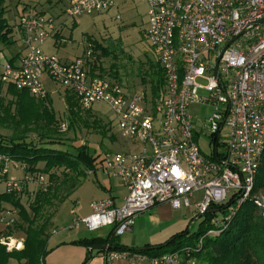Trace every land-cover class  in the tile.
<instances>
[{
	"label": "built area",
	"instance_id": "1",
	"mask_svg": "<svg viewBox=\"0 0 264 264\" xmlns=\"http://www.w3.org/2000/svg\"><path fill=\"white\" fill-rule=\"evenodd\" d=\"M143 1L147 4L146 38L162 71L157 96L151 87L136 90L91 76L96 62L91 45L74 60L46 53L44 46L59 31L51 13H24L12 27L21 51L18 62L3 66L2 83L45 100L49 81L73 94L83 111L104 103L120 137L131 145L102 155L96 167L122 181L127 191L122 205L116 206L111 199L91 202L90 215L76 216L71 228L83 224L92 232L113 226L118 237L132 229L139 214L163 203L176 210L193 206L198 218L210 208L231 202L229 221L242 204L251 201L264 219V201L254 196L264 151V0ZM54 6L73 19L107 13L116 7V0H56ZM194 104L214 107L206 123L190 115L188 109ZM61 129H67L64 123ZM201 134L210 140L208 156L201 154L196 142ZM12 168H18L17 164L0 154L4 193L20 195L30 182L43 180L40 174L30 173L21 179L9 177ZM20 169L25 172L24 165ZM195 195L200 198L194 200ZM212 224L222 225L218 219ZM0 244L7 251L23 248V240L12 237H0ZM103 259L106 264L118 259L129 264L192 261H185L179 252L148 257L112 251Z\"/></svg>",
	"mask_w": 264,
	"mask_h": 264
},
{
	"label": "rangeland",
	"instance_id": "2",
	"mask_svg": "<svg viewBox=\"0 0 264 264\" xmlns=\"http://www.w3.org/2000/svg\"><path fill=\"white\" fill-rule=\"evenodd\" d=\"M52 3L53 0H51L49 5H52ZM38 4H40V6L47 5L45 2L39 0H4L2 4L5 10L3 18L7 21L9 26H12L20 15L32 10H30V7H38L37 9H39ZM51 15L56 19L59 31L58 34L53 39H50L44 46L46 53L54 54L63 61L74 60L80 57L88 46L91 45L96 62L93 68H91L90 75H98L103 78L118 81L136 90L140 88L149 89L152 83L151 80L156 78L155 73H157L158 70L160 71L158 72V77L162 75L157 57L146 38L148 26L147 4L143 0H116V7L104 14H83L79 17L69 19L61 13V10H54L51 12ZM117 16L119 17L118 19H116ZM97 45L106 48L107 54L103 55L100 50H96L95 47ZM20 51L21 48L16 42L13 45H5L0 41V70L1 66L4 65L11 54ZM198 83L205 84L206 82L204 80H198ZM9 86L10 85L1 82L0 99L3 100L5 104L12 99L11 96L7 94V88ZM50 86L51 87H47L46 85V89L52 91L51 106L59 120L56 127V137L60 142H63L66 146L71 144L86 146L90 155L98 157L97 161L101 160L102 155L106 153L120 152L131 148L130 143L120 137L115 119L108 106L104 103L95 104L90 111H83L79 106L82 120L89 124L93 122V120L98 121L100 125L99 129L86 127L84 123L79 120L73 121V125L70 126L71 120L66 111L64 101L66 88L61 86ZM202 94L206 95L205 93ZM188 110L195 120L198 119L202 123H206L208 118L214 113V107L206 104H194L190 106ZM63 123L67 128L64 131L61 129V124ZM102 130L105 131V134L100 132ZM11 134V130L0 127V135L10 137ZM28 136L31 138L36 137L34 134ZM196 142L201 154L204 156L210 155V140L206 135L201 134L199 138H196ZM54 147L60 149L66 148L64 146ZM15 163L18 168L10 169L9 177L21 179L26 173L20 169L24 164L21 162ZM98 163L100 165V161ZM38 168H43V164H38ZM52 172L56 173L59 179L62 178L61 171L54 170ZM40 175L43 177V180L37 178L33 182L27 184L25 193L20 196L21 203L26 209H29V205L33 203L35 194L38 191H44L51 183L47 175ZM104 180L107 182H104ZM52 182L53 185L57 184V181ZM104 184L114 185L113 179H110L106 175L104 176L101 170H97L95 174H86L81 179L78 187L59 205L58 211L52 222L51 230H64L66 233L75 232V228H71L73 217L82 216L83 214L87 216L90 215L91 211L88 207L89 204L97 201L98 198L104 197L103 193H108L103 188V186H105ZM4 192V186L0 185V194ZM254 196L264 201V189L257 190ZM118 204L120 205V202H118ZM54 210L55 206L50 208L46 207L43 216H47ZM72 210L76 212V215L70 214ZM256 211L258 215H261L258 209ZM174 214L172 220L164 223L158 222L157 224H163V226L166 227L173 226L175 230L179 232L187 231L189 233L187 236L182 237V242L195 243L196 241L191 239L190 235L198 230L203 217H195L193 207L181 208ZM222 215V213H217L218 219H220ZM7 222L10 223V226L5 227ZM18 224H20V220L14 207L5 202L1 203L0 226H3L4 230L0 234V237H6L10 232L13 239L24 240V234L17 229ZM81 225L83 227V224ZM51 230L49 233H51ZM112 231L113 226H106L96 231H87V235L91 237L99 236L100 238L103 237L106 239L110 236ZM129 235L130 234L125 233L120 239H116L115 237L113 244L125 246L124 242H127ZM49 240L46 247L48 252L45 256V260L51 251ZM145 246H147L145 243H141L134 248H144ZM150 252L151 254H155L159 251L153 250ZM10 260V263L19 264L15 259ZM8 263L9 261L6 264ZM186 264L201 263L192 260Z\"/></svg>",
	"mask_w": 264,
	"mask_h": 264
},
{
	"label": "trees",
	"instance_id": "3",
	"mask_svg": "<svg viewBox=\"0 0 264 264\" xmlns=\"http://www.w3.org/2000/svg\"><path fill=\"white\" fill-rule=\"evenodd\" d=\"M4 0H0V41L5 45L15 43L12 35V27L3 18L5 13L2 7ZM96 50L106 55V48L97 45ZM14 58L9 60L12 64ZM152 79V94L157 96L162 84V75ZM155 77V76H154ZM1 87V82H0ZM7 94L11 100L6 104L0 99V127L11 130L10 137L0 135V154H4L14 162L24 164L25 172L30 174L47 175L51 182L44 191L35 194L34 201L26 209L21 203L20 195L16 193H1L0 205L5 202L14 207L17 211L20 224L17 229L24 234L23 248L20 250L7 251L6 247L0 244V264H6L10 259H15L22 264H45L47 254V243L50 238L52 219L69 194L80 184L81 179L88 171L96 172L98 157L89 154L84 145H64L56 137L57 119L51 100L33 98L26 90H17L13 86L7 88ZM66 111L71 120H79L86 127L100 128L98 121L93 120L90 124L83 121L79 104L73 94H65ZM105 134V131H100ZM34 134L31 138L28 135ZM54 146H64L65 149ZM43 164V168H38ZM61 171V179L52 171ZM52 181H57L53 185ZM264 189V151L260 166L255 178L254 193ZM64 193V194H62ZM231 202L216 208H210L203 217L196 232L190 235L196 242L183 243L182 237L189 232L183 231L157 246H145L144 248H128L113 244L116 236L113 231L106 239L92 238L71 242L72 245H79L89 248L92 251L94 246H107L106 250H95L97 253L107 252H130L157 257L166 253H182L184 260H194L201 264H264V219L257 214V209L251 201L241 205L236 214L229 221L226 220L228 207ZM58 205V206H56ZM55 210L43 216L44 209L54 207ZM29 210V211H28ZM217 213H222L218 219ZM218 219L222 225L215 227L212 222ZM209 231L215 234L208 235ZM113 235V236H112ZM6 237H11L9 232ZM117 239V238H116ZM201 241V246L198 243ZM157 250L158 253L151 254L150 251ZM87 254L82 264H87L91 259Z\"/></svg>",
	"mask_w": 264,
	"mask_h": 264
},
{
	"label": "crops",
	"instance_id": "4",
	"mask_svg": "<svg viewBox=\"0 0 264 264\" xmlns=\"http://www.w3.org/2000/svg\"><path fill=\"white\" fill-rule=\"evenodd\" d=\"M39 1L45 2L47 5L40 6V4H38L39 9H37L38 7L36 8L30 7V10L32 9L30 12L32 11L34 12L37 10L38 12H41V13H45V12L51 13L52 11L57 10L54 6V3L56 0H53L52 5H49L51 0H39ZM17 20L18 18L16 19V21ZM14 24L11 27H13ZM19 55H20V52L18 53L15 52L14 54H11L9 59L6 60V62L4 63V65L13 58H14L13 63L18 62ZM4 65L1 66L0 75L3 72ZM46 85L47 87H51L50 85L55 87L49 81H46ZM47 91H48V97L51 100L52 91H49L48 89ZM64 101H65V98H64ZM97 170L99 169L96 168V172ZM103 175L105 176L104 173ZM104 182H107V181L104 180ZM113 184L114 185L104 184L105 186H103V188L108 193H103L104 197L98 198L97 201L111 199L116 206H121L123 203V199L127 195V191L125 187L123 186V183L120 179L114 178ZM198 198H200V195H195L194 200H197ZM118 202H120V205L118 204ZM181 208H185V207H181ZM89 210H90V207H89ZM178 210L172 208V206L169 203H163V204L156 205L155 207L148 210L147 212L139 214L134 220L132 229L129 232H127L130 235H129V238L127 239V242H124L125 247L134 248V247H137V245H140L141 243H145V245H150V246H157V245L165 243L167 240H169V238L182 233L183 231L179 232L178 230H175L173 226L166 227V226H163V224L161 225L157 224L158 222L164 223V222L172 220L173 215H175L174 213ZM73 212L75 211L72 210L70 214L73 215L72 214ZM194 213H195V209H194ZM54 217L52 219V222L54 220ZM78 217L83 218V217H87V215L83 214L82 216H78ZM73 219H72V222H73ZM3 230H4V227L0 226V234L3 232ZM75 230L76 231L73 233L72 232L66 233L64 230H61V231L51 230L50 238H49L51 239L49 240L51 244L50 245L51 251L46 257L45 264H82L87 254L89 253L91 254L92 257L87 264H106V262L103 259V253H97L95 252V250L91 251L89 248L70 244L71 242H77L83 239H92V238H100V237L99 236L97 237L88 236L87 231L89 230L84 225L83 227L82 225L75 227ZM121 236H118L116 238L120 239ZM101 238L104 239L103 237ZM21 240L17 239V241H21ZM135 249H138V248H135ZM10 262L11 260H9L8 264H17V263H10ZM19 264H22V263H19ZM114 264H129V263L127 259H118L117 261L114 262Z\"/></svg>",
	"mask_w": 264,
	"mask_h": 264
},
{
	"label": "water",
	"instance_id": "5",
	"mask_svg": "<svg viewBox=\"0 0 264 264\" xmlns=\"http://www.w3.org/2000/svg\"><path fill=\"white\" fill-rule=\"evenodd\" d=\"M107 248V246H94L92 250H106Z\"/></svg>",
	"mask_w": 264,
	"mask_h": 264
},
{
	"label": "bare ground",
	"instance_id": "6",
	"mask_svg": "<svg viewBox=\"0 0 264 264\" xmlns=\"http://www.w3.org/2000/svg\"><path fill=\"white\" fill-rule=\"evenodd\" d=\"M14 243V242H13Z\"/></svg>",
	"mask_w": 264,
	"mask_h": 264
}]
</instances>
